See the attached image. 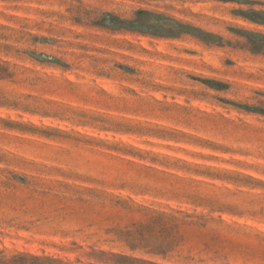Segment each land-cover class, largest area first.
<instances>
[{"label":"rangeland","instance_id":"obj_1","mask_svg":"<svg viewBox=\"0 0 264 264\" xmlns=\"http://www.w3.org/2000/svg\"><path fill=\"white\" fill-rule=\"evenodd\" d=\"M22 254L264 264V0H0V259Z\"/></svg>","mask_w":264,"mask_h":264},{"label":"trees","instance_id":"obj_2","mask_svg":"<svg viewBox=\"0 0 264 264\" xmlns=\"http://www.w3.org/2000/svg\"><path fill=\"white\" fill-rule=\"evenodd\" d=\"M122 23L123 25H125L126 28L140 29V27L137 26L134 22L124 21ZM109 25H112V24H109ZM206 83L210 85L211 87H218L220 85L219 82H215L211 80H206ZM126 259H129V258H126ZM0 264H64V263L61 260L54 259L51 257H39L35 255L22 254L19 256H14L10 260L0 259Z\"/></svg>","mask_w":264,"mask_h":264}]
</instances>
